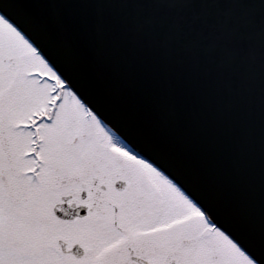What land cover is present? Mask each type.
<instances>
[{
	"label": "snow or ice",
	"instance_id": "obj_1",
	"mask_svg": "<svg viewBox=\"0 0 264 264\" xmlns=\"http://www.w3.org/2000/svg\"><path fill=\"white\" fill-rule=\"evenodd\" d=\"M0 264H264V0H0Z\"/></svg>",
	"mask_w": 264,
	"mask_h": 264
}]
</instances>
